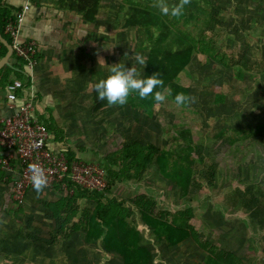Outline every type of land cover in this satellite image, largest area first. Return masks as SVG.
<instances>
[{
    "label": "rangeland",
    "instance_id": "obj_1",
    "mask_svg": "<svg viewBox=\"0 0 264 264\" xmlns=\"http://www.w3.org/2000/svg\"><path fill=\"white\" fill-rule=\"evenodd\" d=\"M202 1L201 5L185 6L188 14L179 22L168 15L177 28L203 40L205 50L211 49L195 57L178 80L190 88L196 102L177 106L168 90L166 102L152 116L129 105L93 113V99L85 98L96 83L110 75L114 64L124 63L126 68L135 64L143 78L145 66L133 56L141 54L147 60L149 49L158 46L151 41L158 35L155 29L115 27L117 21L107 20L109 14L101 6L99 21L93 24V89L83 85L79 114L62 119L66 128L62 140L78 152L79 161L102 168L101 159L127 141L153 142L170 149L179 146L181 140H174L179 131L190 130L197 151L188 196L155 166L144 172L140 182L116 187L113 196L128 200L148 194L163 212L192 208L191 222L204 241L235 253L245 264H264V135L238 139L230 132L217 137L224 128L264 122V0ZM141 3L154 7V0ZM175 3L178 0H169V4ZM210 55L216 60L207 61ZM100 59L104 61L99 64ZM235 66L245 73L244 78L237 77ZM218 92L225 95V103L214 102ZM86 208L92 210L93 205ZM33 212L0 215V264H122L119 257L106 254L101 244L84 243L82 232L74 233L73 227L62 231L44 220L46 211ZM132 223L141 229L144 245L153 251V264L206 263V253L191 240L167 248L141 224L139 215H134Z\"/></svg>",
    "mask_w": 264,
    "mask_h": 264
},
{
    "label": "trees",
    "instance_id": "obj_2",
    "mask_svg": "<svg viewBox=\"0 0 264 264\" xmlns=\"http://www.w3.org/2000/svg\"><path fill=\"white\" fill-rule=\"evenodd\" d=\"M80 1L87 18L95 23L99 1L93 0V10L88 5L89 0ZM123 11L124 21L117 19L115 27L146 29L148 32L150 29H155L158 33L154 40H151L154 45L158 46H152L148 51L147 66L143 78L150 77L154 73H160L159 78L163 80V86L170 91L173 100L178 93L191 96L190 88L179 84V77L184 72H188V66L195 57L206 54L211 49L208 47V50H205L203 40H195L189 37L188 34L176 27L168 15H163L158 8L130 3L127 7H123ZM187 11L188 8L185 7L184 15L175 17V21L179 22L180 18H185ZM12 19L14 18L8 10H0V32L9 43H11V39L5 33V28L8 21ZM0 47L1 59L6 55L7 48L1 43ZM208 59L214 61L216 57L210 55L206 57L207 61ZM226 66L228 65L226 64ZM16 68V65L5 66L0 71V87L4 88L16 79L24 80L25 77L20 71H16ZM234 69L235 72L237 71L238 78L245 77V73L240 68L235 66ZM161 90V87L157 86L154 93ZM154 93L146 99H140L138 94H132L125 105L140 111L143 110L145 115L152 116L158 106L154 101ZM214 102L217 104L225 103V95L221 92L216 93ZM93 103V113L110 106L106 101L98 99L95 88L93 90ZM46 125L51 133L52 127L50 128L48 123ZM230 132L232 136L236 135L238 139L262 136L264 135V122L240 129L224 128L217 137L224 138ZM174 140H181V142L178 147L170 149L159 147L153 142L143 144L135 140L127 141L121 149L101 159L100 165L106 174V188L103 191L87 190L70 183L67 190L73 192L72 197L66 196L61 204L53 205L51 208L53 215L63 219L64 222H69L74 213L64 217L65 208L62 210L61 207H58L59 205H68L73 202V199L83 200L93 205L92 210H88V208L83 210L79 220L80 224L75 225V231H79L80 226H82L84 240L87 244L95 245L100 242L104 252L119 257L122 264H153V251L144 245L141 229L132 223V218L136 214L140 216L141 224L150 229L155 238L165 244L167 248H174L191 240L206 253L205 264H245L242 258L235 253L220 249L201 238L191 222L194 217L192 208L182 209L174 213L163 212L157 209L154 196L148 194L137 195L128 200L113 196L114 189L119 185L140 182L144 172L150 166H155L169 183L179 188L184 197L188 196L194 184L196 165L194 155L197 146L190 130L179 131ZM68 157L71 161L76 160V154L72 150H69ZM18 210L20 211L21 208ZM64 222L63 226L67 224ZM262 254L264 255V247Z\"/></svg>",
    "mask_w": 264,
    "mask_h": 264
},
{
    "label": "crops",
    "instance_id": "obj_3",
    "mask_svg": "<svg viewBox=\"0 0 264 264\" xmlns=\"http://www.w3.org/2000/svg\"><path fill=\"white\" fill-rule=\"evenodd\" d=\"M98 1L99 8L96 22L99 21V14L101 15L99 13L101 6L106 7L105 11L109 14L107 20L117 21V19H120L124 21V17H122L124 16V6L127 7L130 3L145 5L141 3V0ZM203 3L202 0H191V3L186 6H197ZM26 5L30 6V9L24 13V20L20 27V39L36 42L38 50L37 66L33 71L29 70L13 51L9 64L6 66L16 65V71L23 74L25 78L21 81L26 85L25 91L19 92V101L16 103V108L19 109L29 96L35 97V115L41 122L48 123L49 127H52L50 133L51 148L57 151L66 150L67 152L72 150L76 154V159H78V152H75V149L71 147L72 145L62 140V138L66 139L64 133V130L66 131V128H64L65 122L62 119L65 118L66 120L69 117H74L75 113L79 114L83 85L93 89V31H95L93 30V24H96V22L93 23L87 18L80 0H0V10H8L14 19L17 13L22 12ZM88 5L93 10V0H89ZM94 33L96 37L99 36V32ZM9 44L12 46V40ZM11 77L13 78V75ZM85 98L87 100L89 98L93 99V90H89L85 94ZM9 104L7 86L0 87V119L16 112V109L11 110L9 108ZM7 153L6 150L0 149V157L5 156ZM18 174L19 164L17 160L11 162V171L1 172L0 174V215L7 217L17 216L18 213L29 215L36 209H41L42 212L46 211L47 219L44 220L49 223L53 222V227H60L63 231L67 227H73L75 230V225L80 224L81 214L88 205L86 201L73 199V202L68 204L70 206L67 204L58 206L62 210L65 208L63 211L64 217L69 216L72 212L74 213L75 216L73 215L69 222H64L63 219L55 217L51 210L53 205L61 204L66 196L70 198L73 195V192H68L69 190H64L58 186L43 189L39 194L33 188L28 192L26 204L18 206L12 197L13 184ZM18 208H21V210L19 211ZM39 214L43 216L45 213ZM63 222L67 224L63 226ZM70 230L68 229V231ZM76 232H82L84 237L82 226H80L79 231L74 233ZM84 243H86L85 240Z\"/></svg>",
    "mask_w": 264,
    "mask_h": 264
},
{
    "label": "built area",
    "instance_id": "obj_4",
    "mask_svg": "<svg viewBox=\"0 0 264 264\" xmlns=\"http://www.w3.org/2000/svg\"><path fill=\"white\" fill-rule=\"evenodd\" d=\"M30 9L26 5L15 19L9 20L5 33L12 40L13 51L29 70L37 66V44L35 41H22L20 27L24 13ZM26 85L21 80H14L7 86L9 108L16 112L0 119V149L8 153L0 157L1 172L11 171V162L17 160L19 174L12 188V197L18 206H24L28 192L33 189L28 165L40 164L46 171L48 184L44 189L61 187L68 189L74 184L87 190L103 191L106 188V174L102 168L83 163L78 159L71 161L66 150H54L50 146L51 135L46 124L35 115V97L29 96L16 108L19 92H24Z\"/></svg>",
    "mask_w": 264,
    "mask_h": 264
},
{
    "label": "clouds",
    "instance_id": "obj_5",
    "mask_svg": "<svg viewBox=\"0 0 264 264\" xmlns=\"http://www.w3.org/2000/svg\"><path fill=\"white\" fill-rule=\"evenodd\" d=\"M191 0H178V3L169 4V0H154L153 6L158 8L163 15L172 17H181L184 15V8L190 4ZM133 59L136 63L146 65V57L141 54H135ZM103 59H100L99 64ZM160 73H154L150 77L141 78L135 64L131 68H126L124 63L114 64L110 67V75L106 79H101L95 84L94 88L100 101H106L108 105L123 106L128 103V98L132 94H138L140 99H146L153 95L157 86L161 91H155L154 101L159 105L167 100L168 89L164 82L159 78ZM196 98L178 93L174 97V103L177 106H183L188 103H195ZM30 180L34 190L39 194L48 184V177L45 169L38 163L28 165Z\"/></svg>",
    "mask_w": 264,
    "mask_h": 264
},
{
    "label": "water",
    "instance_id": "obj_6",
    "mask_svg": "<svg viewBox=\"0 0 264 264\" xmlns=\"http://www.w3.org/2000/svg\"><path fill=\"white\" fill-rule=\"evenodd\" d=\"M0 42L4 44L8 48V53L7 55L0 61V71L9 64V59L13 55V48L12 46L8 43V41L3 38L1 32H0Z\"/></svg>",
    "mask_w": 264,
    "mask_h": 264
}]
</instances>
